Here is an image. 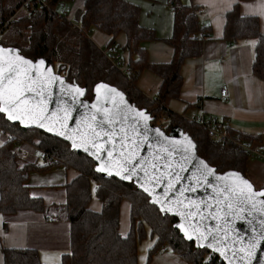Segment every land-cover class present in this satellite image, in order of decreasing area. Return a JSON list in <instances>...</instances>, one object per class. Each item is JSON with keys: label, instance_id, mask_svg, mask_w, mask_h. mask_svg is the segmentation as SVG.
Wrapping results in <instances>:
<instances>
[{"label": "trees", "instance_id": "trees-1", "mask_svg": "<svg viewBox=\"0 0 264 264\" xmlns=\"http://www.w3.org/2000/svg\"><path fill=\"white\" fill-rule=\"evenodd\" d=\"M23 1L0 0V36L5 30L10 31L0 44L14 46L31 59L42 56L50 60L55 71L86 87L89 99L96 82L115 85L130 102L139 108H147L154 117L152 123H159L166 133L179 127L190 135L198 155L217 171L238 170L256 188H264V182L257 186L248 174L246 160L249 156L244 149L228 140L222 143L211 140L202 125L177 116L166 108V102L178 96L183 60L201 52V39L197 37L201 29L198 7L184 5L180 0H165L173 11V33L168 39L173 47V56L166 63H147L141 43L154 37L153 29L139 23V7L128 0H62L64 9L69 8L70 12L77 7L82 9L80 29L61 17L56 4L59 0H45L49 7L35 3L34 12L19 9ZM9 18L12 20L3 27ZM258 26V18L243 15L236 2L226 13L223 36L232 43L256 39L252 69L264 80V34ZM91 28L102 33L107 44H113L117 51L127 53L129 75L120 73L82 32ZM121 35L124 44L119 45L116 38ZM143 68H149L161 77L153 99L146 97L135 84ZM227 133L238 140L264 146L262 134L248 136L228 127ZM0 136V212L6 217L24 212L52 213L55 218L68 221L69 245L58 264H147L156 252L166 246L191 263L202 262L209 253L206 248L196 249L193 241H186L173 227L176 218L162 215L132 182L96 172L95 162L90 157L71 151L69 144L62 139L36 128L25 129L10 123L3 114H0ZM21 145L24 148H19ZM29 151L34 153L31 160L28 159ZM38 153H44L55 161L44 164ZM56 166L73 168L78 175L63 185V201L46 204L41 196L33 194L27 184V176L32 171ZM93 196L102 204L100 211L89 208ZM123 199L131 205L130 229L126 234H121L118 229L119 206ZM148 235L153 238V243L147 250L146 262L141 263L137 256L138 246ZM3 260L4 264H42L34 248L4 249ZM206 263L225 264L213 252Z\"/></svg>", "mask_w": 264, "mask_h": 264}, {"label": "crops", "instance_id": "crops-1", "mask_svg": "<svg viewBox=\"0 0 264 264\" xmlns=\"http://www.w3.org/2000/svg\"><path fill=\"white\" fill-rule=\"evenodd\" d=\"M128 1L139 7V23L153 29L154 37L141 43L147 63L169 62L173 56V47L168 41L173 33L172 9L165 0ZM180 1L184 5L198 7L197 18L201 29L197 37L201 39V52L183 60L178 96L170 98L166 108L187 120L202 116L205 121L224 123L233 132L248 136L262 134L264 143V80L255 75L252 69L255 44L250 42L256 39L232 43L223 36L226 13L236 2L243 15L258 18L259 31L264 34V15L260 14L258 8L260 0ZM98 33V39L93 33L90 39L102 49V43L107 44V40L102 33ZM116 41L122 45L124 37L121 35ZM119 52L125 60L128 59L126 52ZM160 82L158 74L143 68L135 84L146 97L153 99ZM223 85L227 88L225 96L220 94ZM246 167L255 182H264V160L249 156ZM77 175L78 172L73 168L56 166L30 172L27 184L34 195L41 196L46 204H52L64 200L63 185ZM130 206L127 199H123L119 206L118 229L121 234H126L130 229ZM89 208L100 211L102 204L93 196ZM69 227L68 221L57 219L52 213L24 212L6 217L0 212V264H4L3 250L7 248H34L42 264L60 263L62 254L68 249ZM137 256L139 261V252ZM208 259L207 254L202 262L191 263L166 246L156 252L147 264H207Z\"/></svg>", "mask_w": 264, "mask_h": 264}, {"label": "water", "instance_id": "water-1", "mask_svg": "<svg viewBox=\"0 0 264 264\" xmlns=\"http://www.w3.org/2000/svg\"><path fill=\"white\" fill-rule=\"evenodd\" d=\"M0 48L6 50L2 54L4 60L0 61L6 71L8 59L21 55L33 62L43 59L45 65L42 66V70L51 69L53 75L63 79V83L57 80L46 85L45 98L42 102L44 114L48 117L45 127L41 128L27 121L22 124L19 120H8L10 123L18 124L25 129L36 128L62 139L69 144L71 151L81 152L90 157L95 162V171L99 162L82 148H72L71 140L66 136L57 135V131L72 134L78 139L79 136L91 131L90 124L97 127V130L102 128L111 134V142H108L109 136L106 135H101L97 142L108 149L114 147L116 150L113 153L114 157L118 156L120 151H124L125 156H134L133 163H138L140 166L136 174L127 180L115 174L98 173L107 177H116L124 182H132L137 189L149 197V203L154 204L162 215L168 214L176 218L173 227L186 241H193L196 249L206 248L215 253L225 264H229V261H232V264H264V194H260L264 188H256L252 181L238 170L217 171L198 155L196 146L190 152L185 151V137L190 138L195 145L190 135L179 127H174L166 133L160 125L152 123L154 117L147 108H139L130 102L125 93L115 85L105 81L96 82L92 87L90 99L86 97V91L82 96L65 95L63 89L69 84H76L85 90L86 87L80 86L75 80H67L55 71L50 60L42 56L31 59L22 55L14 46L0 44ZM10 49L16 51H7ZM97 83L116 88L123 94V101L106 89H101L97 94L95 89ZM93 104L98 108L102 106L108 111L112 118L111 124L100 123L103 112L93 108ZM140 110L150 119L142 120L137 115ZM69 114L71 118L67 119ZM93 115L96 116L95 121L91 120ZM4 118L6 119L5 116ZM60 120H63V124L58 122ZM49 128L54 130L49 131ZM157 129L159 131H156ZM101 155L107 158L108 152H102ZM201 160L213 169L212 174L207 173L200 163ZM231 173H239L240 176L230 175ZM241 177L252 185L251 191L243 185L237 187ZM141 184L148 187L153 195L149 196L144 192ZM170 185L174 187L168 191ZM240 188L244 189L243 193ZM153 199H158L165 204L166 209L171 210L162 212L160 203H153ZM180 213L184 214V218ZM177 224H183L192 238H187L176 227ZM197 236H201L202 239L197 241ZM209 244L212 247H208ZM252 245L254 247H251V257L245 256L241 259L244 256L241 249L247 251ZM216 248L220 251H216ZM222 252L224 255H221Z\"/></svg>", "mask_w": 264, "mask_h": 264}, {"label": "snow or ice", "instance_id": "snow-or-ice-1", "mask_svg": "<svg viewBox=\"0 0 264 264\" xmlns=\"http://www.w3.org/2000/svg\"><path fill=\"white\" fill-rule=\"evenodd\" d=\"M245 7L251 6L245 5ZM258 8L260 9V14L264 15V0H260ZM250 43L255 44L256 41H251ZM5 51V49L0 48V61L4 60L2 54ZM7 51L15 52L16 49H10ZM43 65H45L43 59H38L33 62L30 59H25V57L21 55H16L8 59L7 71L5 70L3 63H0V114H3L7 120H19L22 124L27 121L29 124H36L38 127H45V121L48 117L44 114L45 109L42 107V102L45 98L46 85L48 82H54L57 80L63 83V79L57 75H53L51 69L43 68L42 70ZM95 89L97 94H99L101 89H106L109 93L119 96L121 101H123V94L118 92L114 87H110L104 83H97ZM63 91L65 95L78 94L82 96L85 94L86 90L76 84H69L63 89ZM26 94L34 95L27 96ZM92 107L96 108L97 111L103 112V119L100 121L101 124L112 123V118L106 109H103L102 106L98 108L96 104H93ZM129 107L131 110V106ZM137 115L144 121L150 119V117L142 110L138 111ZM66 118L70 119V114ZM91 120L95 121L96 116L93 115ZM58 122L63 124V120ZM89 127L91 128V131L86 135L79 136L78 139L74 138L72 134H66L63 131H57V135L66 136L67 139L71 140L72 148H82L84 152L96 159L99 162L96 167L97 172L107 173L108 175L115 174L121 179H131L132 176L136 174L137 168L140 166L138 163H133L135 157L125 156L124 151H120L118 156L114 157L113 153L116 151L114 147L108 149L97 142L101 135H106L109 136L108 142L110 143L111 134L105 132L102 128L97 130V127L92 124H90ZM48 130L53 131L54 129L49 128ZM156 131L159 130L157 129ZM194 148L195 145L192 140L185 137V151L190 152ZM105 151L108 152L107 158L101 155V153ZM200 163L204 166V169L209 175L212 174L213 169L209 167L207 163L203 160H201ZM230 175H235L237 177L240 176L239 173H231ZM240 185L245 186L249 191L252 189V185L249 181L242 177L240 178V184L237 185V187L239 188ZM141 187L149 196L153 195L148 187H145L143 184H141ZM172 187H174V185H170L168 191H171ZM93 191H95V189H93ZM240 191L243 193L244 189L240 188ZM260 194H264V190H261ZM153 203H160V210L162 212L171 210L170 208L166 209L165 204L161 203L158 199H153ZM180 215L184 218L183 213H180ZM176 227L179 228L187 238H192L183 224H177ZM196 239L199 241L202 237L197 236ZM208 247H212V245L209 244ZM251 247H254V245L250 246L247 251L241 249V251L244 252V256H242L241 259H244L245 256L249 258L251 257ZM215 250L220 251L219 248H216ZM221 255H224V253L222 252ZM229 264H232V261H229Z\"/></svg>", "mask_w": 264, "mask_h": 264}, {"label": "built area", "instance_id": "built-area-1", "mask_svg": "<svg viewBox=\"0 0 264 264\" xmlns=\"http://www.w3.org/2000/svg\"><path fill=\"white\" fill-rule=\"evenodd\" d=\"M35 3L47 5L49 7L48 3L45 0H24L19 9H25L28 11H35ZM57 5H61L63 9L59 11V14L62 18L69 21V23L80 29L81 28V17H82V9L80 7L75 8L72 12L64 9L65 2L62 0ZM52 6V9H56V6ZM12 18H9L3 23V27L10 22ZM94 28H91L90 31H82L85 33L88 37L92 35L94 32ZM102 53L107 58V60L118 70L122 71L124 74L129 75L131 72L129 71V67L127 65L126 60L121 56V53L115 49V46L113 44H106L102 49ZM227 92L226 85H223L220 89L221 96H225ZM192 121L202 125L203 128H205L207 136L218 143H222L225 141L233 142L237 145H239L242 149H244L249 156L256 157L258 159L264 160V146L263 144H258L254 142L249 141H239L235 138V136H230L227 133V126L224 123H217L215 121H205L202 116L194 118ZM160 125L159 123H156ZM39 157L41 161H43L44 164H49L52 161H55L52 157L46 155V154H39ZM211 252L209 251L208 257H210Z\"/></svg>", "mask_w": 264, "mask_h": 264}, {"label": "rangeland", "instance_id": "rangeland-1", "mask_svg": "<svg viewBox=\"0 0 264 264\" xmlns=\"http://www.w3.org/2000/svg\"><path fill=\"white\" fill-rule=\"evenodd\" d=\"M58 8V10L60 11L61 9H63L61 6H59V7H57ZM9 30H5L4 32H3V34L0 36V40L1 39H4V38H7V36L8 35H10L9 34ZM93 35L95 36V38L96 39H98V37H99V33L98 32H93ZM90 38H91V36H90ZM103 44V46H105L106 44L105 43H102ZM120 73H122V71H120V70H118ZM0 138H2V136H0ZM23 145H21V146H19V148H24V147H22ZM39 154V153H38ZM39 156V155H38ZM34 158V153L32 152V151H29V155H28V159L29 160H31V159H33ZM257 186L259 185L257 182L255 183ZM152 243H153V238L152 237H150V236H147V237H145L143 240H142V242L139 244V249H138V252H139V261L141 262V263H143L144 261H145V258H146V251H147V248L149 247V246H151L152 245Z\"/></svg>", "mask_w": 264, "mask_h": 264}]
</instances>
